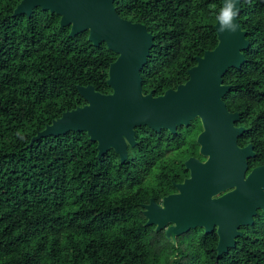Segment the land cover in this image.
<instances>
[{
    "label": "trees",
    "instance_id": "obj_1",
    "mask_svg": "<svg viewBox=\"0 0 264 264\" xmlns=\"http://www.w3.org/2000/svg\"><path fill=\"white\" fill-rule=\"evenodd\" d=\"M20 0H0V264H264V213L241 228L233 249L217 255V235L196 228L177 237L146 226L141 204L174 190L187 174L200 127L174 135L135 130L123 164L113 151L96 158L84 133L31 139L85 102L76 86L111 92L109 65L117 55L88 32L69 37L60 17L40 8L13 17ZM117 14L153 36L141 70L154 96L187 80L195 58L217 46L214 26L222 0H115ZM238 17L248 49L240 70H228L223 100L244 116L264 164V0H242Z\"/></svg>",
    "mask_w": 264,
    "mask_h": 264
},
{
    "label": "water",
    "instance_id": "obj_2",
    "mask_svg": "<svg viewBox=\"0 0 264 264\" xmlns=\"http://www.w3.org/2000/svg\"><path fill=\"white\" fill-rule=\"evenodd\" d=\"M115 0H20L13 17H30L40 8L60 17V28L69 27V37L88 32L87 40L97 47L104 43L117 55L108 68L107 86L111 92H96L92 86H76L85 102L52 120L30 141L59 137L67 132L84 133L95 144L96 158L113 151L120 163L127 161L128 148L136 146L135 130L147 128L155 134L165 131L174 135L198 121L201 132L195 139L199 153L206 158L185 161L189 178L176 184V193L166 195L162 205L150 199L144 205L146 226L165 230L173 245L177 237L196 228L204 234L216 231L217 255L233 249L242 236L240 228L252 227L258 211L264 213V165L248 172V160L255 156L252 146H238L243 128L234 123L239 115L231 113L223 98L231 89L223 83L228 70H240L246 60L247 33L241 29L238 16L236 31H221L214 26L217 46L195 58L187 70V80L174 89L154 96L144 93L141 70L147 64L154 36L145 25L120 17ZM229 0H222V8ZM224 193L221 196L219 194ZM218 196V197H217Z\"/></svg>",
    "mask_w": 264,
    "mask_h": 264
},
{
    "label": "flooded vegetation",
    "instance_id": "obj_3",
    "mask_svg": "<svg viewBox=\"0 0 264 264\" xmlns=\"http://www.w3.org/2000/svg\"><path fill=\"white\" fill-rule=\"evenodd\" d=\"M225 85H226V84H225ZM230 86H231V85H230ZM227 109H228V108H227ZM228 110H229V109H228ZM229 111H231V113H236L237 115H239V118H238V120L234 123V125H235L237 128H243V129H244L243 133L238 137V146H239L240 148H244V147H246L247 145H251V146H252V149H253V152H254L255 155H256L254 145L249 141V140H250V136H251V134L249 133V128H247L246 126L243 125L244 123H246V121L244 120V116H243L241 113H239V111H237V110H229ZM199 127H200V125H199ZM200 132H201V128H200L198 134H199ZM198 134L196 135V137L198 136ZM196 137H195V139H196ZM195 139H194V143L196 144ZM191 147H193V154H192V155H189V156L184 160L183 165H184L185 161H186L187 159H189V158H194V159H196V160H198V161H200V162H205V161H206V158H205V157H202V156L200 155V153H199V149H200L199 145L196 144V147H195V146H190V148H191ZM128 149H129V148H128ZM254 157H255V156H254ZM254 157H253V158H254ZM118 158H119V157H118ZM127 159H128V157H127ZM251 159H252V158H251ZM249 160H250V159H249ZM249 160H248V171H247V174H248V172L251 171L253 168H255V167H257V166H260V165H257V166H254V167L250 168V167H249ZM119 161H120V159H119ZM261 165H264V164H261ZM184 169L187 171V174L182 178L181 181L172 183L174 190H172V191H170V192H167V193H164V194H163V193L158 194V195L155 196V198L150 197V198H149V201H150V199H153V200H155V202H156L157 204L162 205V199H163L164 196L169 195V194H172V193H176L178 190L175 188V185H176V184H180V183H182L185 179H188V178H189V171L185 168V165H184ZM223 194H224V193H221V194H219L218 196H221V195H223ZM218 196H217V197H218ZM149 201H148V203H149ZM148 203H146V204H141L142 209H143L142 212L144 211V205H147ZM258 212H259V211H258ZM257 214H258V213H257ZM240 230H241V228H240ZM163 231H164V233H165V230H163ZM213 231H215V230H213ZM215 232H216V231H215Z\"/></svg>",
    "mask_w": 264,
    "mask_h": 264
},
{
    "label": "clouds",
    "instance_id": "obj_4",
    "mask_svg": "<svg viewBox=\"0 0 264 264\" xmlns=\"http://www.w3.org/2000/svg\"><path fill=\"white\" fill-rule=\"evenodd\" d=\"M236 3H238V0H229L227 5L220 10L217 19L221 25V31L225 29L233 32L236 31L237 25L233 23L234 19L238 16Z\"/></svg>",
    "mask_w": 264,
    "mask_h": 264
}]
</instances>
